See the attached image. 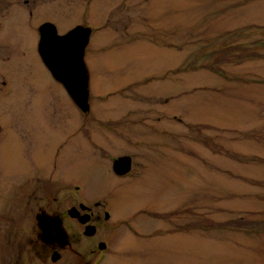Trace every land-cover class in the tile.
I'll use <instances>...</instances> for the list:
<instances>
[{"label": "rangeland", "instance_id": "obj_1", "mask_svg": "<svg viewBox=\"0 0 264 264\" xmlns=\"http://www.w3.org/2000/svg\"><path fill=\"white\" fill-rule=\"evenodd\" d=\"M0 1L22 18L5 30L21 81L48 79L27 8L61 33L92 30L87 161L73 174L127 225L108 264H264V0ZM54 96L70 118L61 140L81 113ZM93 144L133 153L134 174L115 179Z\"/></svg>", "mask_w": 264, "mask_h": 264}, {"label": "flooded vegetation", "instance_id": "obj_2", "mask_svg": "<svg viewBox=\"0 0 264 264\" xmlns=\"http://www.w3.org/2000/svg\"><path fill=\"white\" fill-rule=\"evenodd\" d=\"M25 3L29 7V1ZM34 13L27 8L38 54L40 27L54 23ZM21 19L17 4L8 2L0 9V264H108L127 225L108 201L88 200L82 179L73 174L87 161V114L39 54L48 79L18 80V65L12 61L18 57V39L5 30ZM55 93L81 113L78 120L73 118V131L68 132L70 118L65 113L52 111ZM64 120L68 133L58 140L59 130L53 133ZM92 148L95 160L109 161L115 179L134 174L133 153L110 156L103 144ZM122 157L130 158V171L117 175L112 164Z\"/></svg>", "mask_w": 264, "mask_h": 264}, {"label": "water", "instance_id": "obj_3", "mask_svg": "<svg viewBox=\"0 0 264 264\" xmlns=\"http://www.w3.org/2000/svg\"><path fill=\"white\" fill-rule=\"evenodd\" d=\"M91 29L76 26L64 35H58L53 24L40 27L38 54L51 75L66 88L75 104L84 112L89 110L88 73L84 52ZM130 158L122 157L113 162V171L124 175L130 171Z\"/></svg>", "mask_w": 264, "mask_h": 264}, {"label": "trees", "instance_id": "obj_4", "mask_svg": "<svg viewBox=\"0 0 264 264\" xmlns=\"http://www.w3.org/2000/svg\"><path fill=\"white\" fill-rule=\"evenodd\" d=\"M238 48H240V47H238ZM231 49H237V47L229 48V50H231ZM240 50L243 51L241 48H240ZM210 69H211V68H210ZM211 70H213L214 73L223 76V72H221V71H219V70H217V69H214V68H212ZM213 227H214L213 225H209L208 227H204V228H209V229L212 228V229H213Z\"/></svg>", "mask_w": 264, "mask_h": 264}]
</instances>
